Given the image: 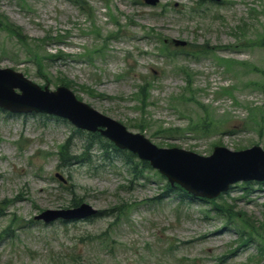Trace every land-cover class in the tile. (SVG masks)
<instances>
[{
	"label": "rangeland",
	"instance_id": "obj_1",
	"mask_svg": "<svg viewBox=\"0 0 264 264\" xmlns=\"http://www.w3.org/2000/svg\"><path fill=\"white\" fill-rule=\"evenodd\" d=\"M79 1L85 10L72 0H0V20L19 26L29 38L46 37L43 50L61 54L43 69L15 37L0 31V68L21 71L51 90L63 80L72 83L85 103L133 132L146 128L143 133L158 146L203 156L216 145L235 151L258 142L264 149V122L257 123L261 114L245 110L247 103L264 108V94L243 86L246 80H259V70L245 72L234 64L226 71L214 55L180 58L178 63L194 71L188 85L158 51L164 39L172 38L188 42V49L228 45L226 51L212 49L217 58L247 60L262 68L264 79V48L236 46L235 35L246 28V35L255 38L260 28L264 44V0H160L154 7L142 0ZM108 37L112 40L105 55L92 53ZM167 45L176 51L172 43ZM143 85L152 88L154 103L144 114L133 96ZM224 86L236 87L239 101L219 95ZM187 87L223 118L180 100L184 94L192 97ZM186 126L192 133L168 131ZM75 130L51 116H17L0 109V264H264V185L245 191L238 183L216 198L230 205L228 213L212 202L182 198L176 190L166 193L167 181L154 171L132 180L131 167L114 153L102 160L98 145L90 152L93 162L60 169L58 150L66 139L71 138L75 152L83 149L85 136ZM56 172L70 179L76 194L101 214L30 224L43 210L69 207L70 192ZM230 215L243 220L248 232L241 235L225 219Z\"/></svg>",
	"mask_w": 264,
	"mask_h": 264
},
{
	"label": "water",
	"instance_id": "obj_2",
	"mask_svg": "<svg viewBox=\"0 0 264 264\" xmlns=\"http://www.w3.org/2000/svg\"><path fill=\"white\" fill-rule=\"evenodd\" d=\"M15 88H20L22 94H16ZM0 105L11 111L55 113L69 118L77 127L91 131L99 126L107 127L104 133L121 147L150 159L172 183L178 182L195 196L215 197L227 190L231 183L242 179L264 180V152L259 147L237 153L217 148L215 154L207 159L179 149H157L143 136L129 134L122 125L78 102L68 89L59 88L55 93L42 91L22 74L9 69H0ZM91 213L89 206L82 205L74 210H49L38 218L50 222L59 217L72 219Z\"/></svg>",
	"mask_w": 264,
	"mask_h": 264
},
{
	"label": "trees",
	"instance_id": "obj_3",
	"mask_svg": "<svg viewBox=\"0 0 264 264\" xmlns=\"http://www.w3.org/2000/svg\"><path fill=\"white\" fill-rule=\"evenodd\" d=\"M4 27H5V28H4ZM4 27H3V28L6 29L7 31H9V30H10V31H13L9 25H5ZM10 31H9V32H10ZM261 88H262V91L264 92V83H263V85L261 86ZM141 94L144 95V90H143V88L141 89ZM258 117L261 119V121L264 122V111H263L262 114H261L260 116H258ZM83 155H84V154H83ZM81 156H82V155H81ZM129 156H131V155H129ZM79 157H80V156L70 154V152L68 151V144L65 145V146H63V149H62V151H61V160H62V163H63L64 166H68V165H70V164L72 163V161H78V160H79ZM145 165H146V164H145ZM72 203H73V206H75V205H78V203H80V202H79L78 199L75 197V198L73 199Z\"/></svg>",
	"mask_w": 264,
	"mask_h": 264
}]
</instances>
